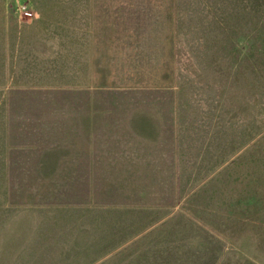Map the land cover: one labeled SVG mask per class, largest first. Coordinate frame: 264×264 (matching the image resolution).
I'll list each match as a JSON object with an SVG mask.
<instances>
[{
	"label": "rangeland",
	"instance_id": "1",
	"mask_svg": "<svg viewBox=\"0 0 264 264\" xmlns=\"http://www.w3.org/2000/svg\"><path fill=\"white\" fill-rule=\"evenodd\" d=\"M29 1L0 0V264H264V0H118L94 41Z\"/></svg>",
	"mask_w": 264,
	"mask_h": 264
},
{
	"label": "crops",
	"instance_id": "2",
	"mask_svg": "<svg viewBox=\"0 0 264 264\" xmlns=\"http://www.w3.org/2000/svg\"><path fill=\"white\" fill-rule=\"evenodd\" d=\"M117 1L118 0H74V6L79 10L76 21L77 25H79L77 31L82 34H88L91 40L94 41L97 38V34H99L98 27L95 25L109 22L108 18L115 15V5ZM29 2H31V0ZM31 5L35 6V3L32 2ZM104 20L106 22H104ZM80 24L90 25L89 29H87L88 32H85ZM91 45L93 47L95 46L94 43H91Z\"/></svg>",
	"mask_w": 264,
	"mask_h": 264
},
{
	"label": "built area",
	"instance_id": "3",
	"mask_svg": "<svg viewBox=\"0 0 264 264\" xmlns=\"http://www.w3.org/2000/svg\"><path fill=\"white\" fill-rule=\"evenodd\" d=\"M21 5L18 7L20 13H22L24 16H31L32 12L27 8V5L25 3H20Z\"/></svg>",
	"mask_w": 264,
	"mask_h": 264
},
{
	"label": "trees",
	"instance_id": "4",
	"mask_svg": "<svg viewBox=\"0 0 264 264\" xmlns=\"http://www.w3.org/2000/svg\"><path fill=\"white\" fill-rule=\"evenodd\" d=\"M234 43H235V41H231V47H235ZM244 47H246V44H245ZM240 49H241V48H240ZM244 49H245V48H244Z\"/></svg>",
	"mask_w": 264,
	"mask_h": 264
}]
</instances>
